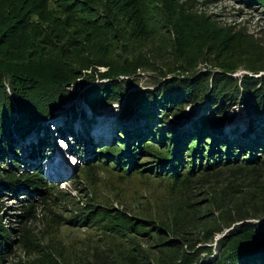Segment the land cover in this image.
<instances>
[{"label": "trees", "instance_id": "trees-1", "mask_svg": "<svg viewBox=\"0 0 264 264\" xmlns=\"http://www.w3.org/2000/svg\"><path fill=\"white\" fill-rule=\"evenodd\" d=\"M10 1L0 0V167L7 153L6 159L12 156L10 160L14 168H0V187L10 193L24 191V195L18 194L22 197L20 205L14 209L12 217L6 219V225L2 222L5 216L1 213L0 201V264L67 263L70 256L60 251V246L52 245V240L41 243L40 233L43 231H36L32 225L39 211L47 217L46 229L67 224L75 228L96 229L113 238L117 249H93L80 259L79 264H117L116 256L121 254L119 247L122 243L131 248L134 259L131 264H154L138 243L139 239L149 243L155 238L161 239V245L165 244L160 250L173 252L163 264H264V225L249 224L250 220H264V74L256 78L244 74L237 83L230 76L237 66L233 61L236 56L231 53L224 58L230 65L220 64L222 73H192L200 59L205 60L213 50H222L212 42L221 36V32L213 23L196 17L201 24L191 28L199 33L192 32L190 38L200 42L179 43L180 35L192 29L187 27L186 14L182 13L184 8L174 0H154L162 3V13L151 6L160 16L166 17V21L172 24V34L176 36L178 33L180 38H176V45L170 43V51L164 52L168 54L164 59L158 55L159 51L152 50L151 44L149 49H135L125 42L126 36L121 32L110 38L103 27L107 22L105 11L102 7L97 10V5L93 6L89 0H75L73 3L64 0L66 3L62 4H59L62 0L53 1L68 14L64 18L51 17L46 12L51 0ZM122 2L130 3L126 7L131 6L133 10L130 14L134 20L129 19L134 27L129 30L131 36L136 37V33L147 36L150 23L159 28L158 22L147 17L154 15L153 10L142 8L140 0ZM243 3L264 5V0H243ZM77 12L81 14L72 22L76 21L80 28L76 36H72L69 34L70 22ZM41 21L47 24L46 28L39 26ZM30 27H33L34 36L27 33ZM162 27L170 32L168 24ZM151 30L154 31V27ZM44 36L47 37L42 40ZM99 37L111 41L104 46L92 43ZM223 41L229 42V37ZM244 53L250 54V51ZM252 60L243 61L246 69L253 73L261 71L259 69L264 71L263 63L256 65ZM140 72H153L157 83L170 74H177L160 82L157 90L130 91L127 88L131 84L128 83ZM93 82L95 85L82 94V102L93 116L100 108L113 103L119 105L120 102L123 111L118 117L119 122L126 109L133 107L135 112L127 127L115 121L119 125L115 127L111 144L96 149L94 157L91 156L95 161L87 159L82 169L87 176L97 168L126 177L139 174L168 182L184 180L186 203L195 201L188 204L194 210H187L171 227L145 218L132 219L135 217L118 208L109 212L91 199L77 202L63 217L60 209L66 211L64 203L73 197L60 188V181H49L40 165L32 170H20L21 160L18 158L22 153L15 147L17 140L13 135L28 144L22 152H27L30 158H47L49 149L46 146L51 135L40 123L47 121L64 101L73 99L76 87ZM237 98L250 106L261 123L258 131L249 125L231 137L230 134L238 129L222 130L221 116L229 110L225 107L227 102ZM192 104L195 107L209 104L215 108V115L221 116L215 119L207 114L200 115L190 129L180 134L164 129L163 124L170 115L176 116ZM82 109L79 113L73 110L70 116L83 117ZM232 121L227 118L225 123ZM83 122L85 126L81 131L88 133L90 120ZM64 126L69 130L68 125ZM62 130L57 129L60 134ZM30 132L34 137L26 143V137L31 138ZM81 133L73 135L76 141L83 142ZM201 200L208 207L205 211H201ZM12 218L15 220H10ZM12 222L14 225L10 227ZM168 231L173 235L169 236ZM220 233L223 236L215 258L202 263L198 257L205 248L198 243H208ZM47 235L48 238L54 236L51 231ZM132 237L133 242H129ZM15 249L29 255L27 260L11 262ZM31 255L35 258H30Z\"/></svg>", "mask_w": 264, "mask_h": 264}, {"label": "rangeland", "instance_id": "rangeland-1", "mask_svg": "<svg viewBox=\"0 0 264 264\" xmlns=\"http://www.w3.org/2000/svg\"><path fill=\"white\" fill-rule=\"evenodd\" d=\"M7 1L11 2L10 0ZM53 1L55 0L48 2V6L45 8L46 12L49 13L51 17L55 18H64L67 16L68 14L66 15L62 12V8L59 5L66 2L62 0L57 5V2ZM69 1H71L70 3H73L75 0ZM89 1L93 6L97 5V10H100L102 7L105 11L107 22L103 23V27L105 28V31H108V36L112 38V35L121 32V35L124 34L126 36L125 42H128L135 49H149L148 46L151 44L153 47L152 50L159 51L158 55L162 56L164 59L168 56V54L165 55L164 52L170 51V43L174 42L173 45H176V38L178 40L180 39L178 33L176 36L175 34H172V24L169 21H166V17L159 15L162 13V3L154 0H140L142 8L148 10V8L152 9L151 6H153L157 11H161L160 13H156V11L152 9L154 15H147L148 18H152V21L158 22L159 28L157 29L156 24L154 25L153 23H150L147 28V36L136 33V37H134L131 36L129 32V30L134 28L132 23L129 22V19L134 20V17L130 14L133 10L131 9V6L126 7L131 5L130 3L122 2L123 0H121L120 3H118L119 0ZM174 1L180 7L184 8L182 13L186 14V24L188 23L189 25L187 26L188 29H192L191 27H196L201 24L200 20L196 18L198 17L201 20L213 23L221 32V36L219 35L212 39V42L214 45L217 44L220 50L222 49L223 51L213 50L207 55L209 57H206L205 60L200 59L194 69H192V73L200 72L199 74H202L204 72H209L211 75H214V73H222L220 64L229 66V61L224 58L227 57V54L231 53L236 56L233 57V61L237 66H235L233 73H231L230 76L233 79H236L237 83L241 81L244 74L253 76L254 78L264 74V71H262L263 69H259L261 71H258L257 73L249 71L244 67L243 63V61L253 59L252 61H255L256 65L258 63H263L264 65V5L254 4L249 6L245 5L243 0ZM78 14L81 13L77 12L70 22L72 26L69 30V34L71 33L72 36H76V32L79 31L80 28V25H78L76 21L72 22ZM164 24L170 26L169 33L162 27ZM39 26L46 28L47 24L44 21H41ZM111 26L112 31H110ZM153 27L154 31L151 30ZM32 29L33 27H30L27 31L30 36L35 35L32 32ZM45 31L46 30H44V32ZM192 32L199 33L192 29L189 33L186 32L183 33L184 35L181 34V40L178 42L189 45L200 42L199 39L190 38ZM226 36L229 37V42L223 41L226 39ZM46 37L47 36H44L42 40ZM221 39L222 42L220 41ZM109 40L111 41V39ZM110 41L108 42V39L106 41L104 38L99 37L92 43L104 46L106 43H110ZM245 50H249L250 54L244 53ZM99 68L103 69L102 67ZM173 74H177V72ZM173 74H170L167 77H175ZM199 74L191 77H196ZM126 79L128 80L129 77H126ZM165 79L160 82H165ZM156 80L153 72H140L136 79L128 83V85L131 84V86H128L127 89L130 91H139V89H150V91L157 90L159 89L157 87L161 85H159L160 82L157 83ZM96 82L89 83L83 87H78V89L77 87H74V90L77 91V93L73 99L64 101L60 108H56L51 116L47 118V121L40 123V125H44L49 130L51 135V140L46 146L49 149V153H46V163L50 158L53 159V157H56L64 168L63 172L55 171L52 173L53 175L48 177L53 183L60 181L58 182L60 188L65 189V191L69 192L71 197H73L70 198L69 202L64 203L66 205L64 207L66 211L60 209L63 217L69 214L67 210L73 209L77 202L80 203L87 199H91V202L94 201L95 203L109 209V212L118 208L129 214V216L135 217L132 219L139 220L145 218L146 220H153L155 224L160 223L163 226L166 224L168 228L171 227L173 223L178 222V220L184 216V213L190 209V202H195L189 201V205L186 203V195L183 193L185 184L184 180L168 182L145 178L143 175L141 176L139 174H132L129 177H126L119 173L97 168L94 169L95 171L90 176H87L86 172L82 169L83 166H85L87 159L90 158V161H95L91 156L94 155L93 152L96 151V149H102L103 146L111 144L110 141L116 130L115 127L119 125V123H122L125 127L131 124L135 112L133 107L126 109L119 122L118 117L123 111V103L120 102L119 105L116 103V105H114L113 103L112 105L100 108V110L95 112L96 114L93 116L90 109L82 102V94L86 93L87 89H91ZM98 83L103 84L104 81H99ZM81 107H83V117L77 115L72 118L70 112L75 110L79 113ZM225 107H228L229 109L226 114L223 116H216L215 112H213L215 108L211 105L206 104V106L203 105V107L197 105V107H195L192 104L180 111L178 115H170L167 122L163 124V127L164 129L169 128L175 130L176 133L178 132V134H180L181 131L190 129L193 125V121L197 120L200 115L207 114V116L215 119L221 116V118H223V123L222 125L220 124V128L222 130L224 129V131H229L231 128L238 129V131H234L230 134L231 137L236 136L237 133L246 129L249 125L255 127L256 131L259 130L258 127L260 126L261 121H257L260 119L255 118L253 110H251L250 106H246V102L244 103V101L238 98L232 99L227 102ZM227 118L238 121V123H235L237 124V127L235 124L225 123ZM70 119H74V121L71 122ZM88 119L90 120V124L87 125L89 126V131L88 133H84L81 131V128L85 126L83 121H88ZM116 120L119 123L115 124ZM262 120V123H264V118ZM64 125H68V127H70L69 130L65 129L66 126ZM57 129H63V133L60 134ZM69 131H72L73 134L71 135ZM78 132H82L83 142H80V139H78V141H76L77 138L74 139ZM30 134H32L31 138L26 137V143L32 141L34 137L32 132H30ZM13 139L17 140L15 147L22 153L18 158L21 160L20 170H32L41 164L43 173L45 172L47 174L45 170V161L42 158H39V156H37L36 159L30 158L27 152H22L28 147V144H24L23 141L20 142L21 140L17 135H13ZM33 141L35 142V139ZM18 146L21 147V149ZM7 156V153L3 156V165H1L0 168H14V164L10 160L12 156H10L9 160L6 159ZM45 177L47 176L45 175ZM79 177H81V180L78 179ZM20 190L22 189L20 188ZM18 194L22 196V194L24 195V191L10 193L9 191H3L0 187V201L2 204L1 213L5 216L2 221L4 225L7 224L6 219L12 217V212H14V209L20 205L19 202L22 197L18 196ZM26 195L31 196V193L26 192ZM199 205L201 206V211H205L208 208L207 205L204 204V200H201ZM196 206L198 208V205H194L193 207L196 208ZM193 210L190 209L189 211L193 212ZM10 220L14 221L15 219L12 218ZM46 220L47 217L44 212L39 211L38 217L32 222V225L36 231H43L40 233L42 234L40 235L42 238L41 243H50L52 240V245H55L56 247L60 246V251L65 254L67 253L70 256V258H67L66 264H79L80 259L84 257L85 254L88 255L93 249H112V251L117 249L112 237L107 235L104 236L102 232H99L96 229L75 228L65 224L58 225L50 230V228L46 229ZM254 222L258 223L257 225H264V220H250L249 224H253ZM12 225H14L13 222L12 224H9L10 227H12ZM45 231H47V234L51 231L54 236L48 238ZM168 235L171 236L173 234L168 231ZM222 236L223 234L221 233L216 234L210 242L198 243V246L200 245L205 248L200 252L198 257L202 263L212 261V259L215 258L218 249L221 246L219 242ZM132 240L133 237L129 238V242H133ZM139 240L138 247L144 249L146 253L149 254V259L154 264L167 263L166 260H169L172 256L171 254L173 252L171 253L167 249L160 250V246L165 245H161L160 238H155L152 241L150 240L151 242L149 243L144 242L142 239ZM206 249H210L209 252L206 251ZM119 251L121 254L116 256L117 264H131V262H133L134 259L132 258L130 247L122 243V246L119 247ZM28 256L29 255H26L21 249H15L13 251L11 262L27 260ZM30 258L35 257L34 255H31ZM83 260H85V258Z\"/></svg>", "mask_w": 264, "mask_h": 264}, {"label": "bare ground", "instance_id": "bare-ground-1", "mask_svg": "<svg viewBox=\"0 0 264 264\" xmlns=\"http://www.w3.org/2000/svg\"><path fill=\"white\" fill-rule=\"evenodd\" d=\"M114 105H116V104H114ZM231 123L235 124V123H238V121L233 120ZM235 125H237V124H235ZM46 166L48 167L47 168L48 169V173L50 171H52V172H55V171L63 172V169H64L62 164H61V162L56 157H53V159L50 158L49 161H47Z\"/></svg>", "mask_w": 264, "mask_h": 264}]
</instances>
